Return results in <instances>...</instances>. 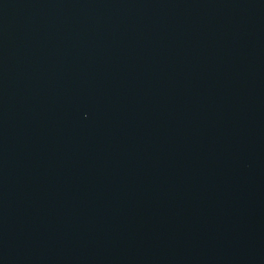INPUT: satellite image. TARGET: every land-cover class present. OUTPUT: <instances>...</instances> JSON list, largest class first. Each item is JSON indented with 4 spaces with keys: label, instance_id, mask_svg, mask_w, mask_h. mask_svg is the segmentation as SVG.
<instances>
[{
    "label": "water",
    "instance_id": "water-1",
    "mask_svg": "<svg viewBox=\"0 0 264 264\" xmlns=\"http://www.w3.org/2000/svg\"><path fill=\"white\" fill-rule=\"evenodd\" d=\"M0 264H264V0H0Z\"/></svg>",
    "mask_w": 264,
    "mask_h": 264
}]
</instances>
